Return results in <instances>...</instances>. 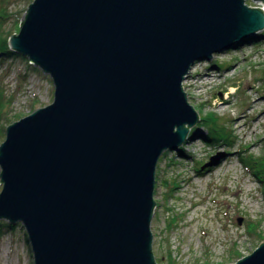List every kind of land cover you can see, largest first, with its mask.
<instances>
[{"label": "water", "instance_id": "1", "mask_svg": "<svg viewBox=\"0 0 264 264\" xmlns=\"http://www.w3.org/2000/svg\"><path fill=\"white\" fill-rule=\"evenodd\" d=\"M245 1L29 5L8 46L52 77L54 100L6 129L0 220L23 224L33 264H157L156 168L201 120L183 82L264 30ZM230 264H264V241Z\"/></svg>", "mask_w": 264, "mask_h": 264}, {"label": "rangeland", "instance_id": "2", "mask_svg": "<svg viewBox=\"0 0 264 264\" xmlns=\"http://www.w3.org/2000/svg\"><path fill=\"white\" fill-rule=\"evenodd\" d=\"M6 1L24 18L34 0ZM245 2L264 8V2ZM12 52L0 55V145L9 125L54 100L52 77ZM183 87L201 120L183 145L186 158L166 151L158 162L152 252L157 264L235 263L264 241V30L196 62ZM208 117V131L225 143L205 141L201 122ZM192 156L218 161L198 172ZM13 226L0 232V264H33L23 224Z\"/></svg>", "mask_w": 264, "mask_h": 264}, {"label": "trees", "instance_id": "3", "mask_svg": "<svg viewBox=\"0 0 264 264\" xmlns=\"http://www.w3.org/2000/svg\"><path fill=\"white\" fill-rule=\"evenodd\" d=\"M26 10L27 9H25V12H26ZM9 22L12 23L11 29L13 28V30L17 31L20 29L21 25L23 24V18H21V14L17 15L14 10L13 11L9 10V1L4 2V0H0V55L1 56L6 55V54L12 55V53H14L9 49V46H8V39L13 35V34L10 35L11 29L7 30V27H6ZM248 39L249 38L242 40V41L246 42V41H248ZM242 41H240V42H242ZM237 45H239V43L236 44L235 46H237ZM214 66L217 69L221 70L220 65H217L214 63ZM1 102H3V101H0V103ZM207 119H209V117L206 118L205 120H203V122H201V123L205 124V127L210 125V123H209L210 121ZM206 129H207V127H206ZM194 130L192 129L191 133H193ZM207 131H208V129H207ZM217 132H216V134H217ZM218 134H219V132H218ZM204 139L207 142V144H212V143L219 142V141L225 143V141L223 139L217 137L216 135L212 136L210 131H208V134L204 137ZM177 151H178L179 155L184 156V158H186V155L183 153V146H181ZM192 160H193V167H195L194 169L196 171L203 172V171L209 170V166H204V164L206 162L196 161V158L193 156H192ZM13 227H14L13 223L10 224V223L3 222L0 220V232L3 228L6 231H8L9 229H11Z\"/></svg>", "mask_w": 264, "mask_h": 264}, {"label": "bare ground", "instance_id": "4", "mask_svg": "<svg viewBox=\"0 0 264 264\" xmlns=\"http://www.w3.org/2000/svg\"><path fill=\"white\" fill-rule=\"evenodd\" d=\"M246 3V2H245ZM261 9H263V11H264V8H262L261 7ZM26 15H27V13L25 14V16H24V18H23V22H24V19H25V17H26ZM186 93V92H185ZM187 94V93H186ZM187 100H188V95H187ZM188 102H189V100H188ZM190 103V102H189ZM190 105L191 106H193L191 103H190ZM36 111V110H35ZM35 111H33V112H35ZM32 112V113H33ZM194 130V129H193ZM183 146V145H182ZM181 147V146H180ZM179 149V148H178ZM178 149H176V150H167V151H177ZM166 152V151H165ZM165 152H163V153H165ZM163 155V154H162ZM156 172H157V168H156ZM205 172V171H204ZM156 176H157V173H156ZM156 179V178H155ZM156 187V186H155ZM155 191V190H154ZM155 200V199H154ZM243 258V257H242ZM240 259H241V257H240Z\"/></svg>", "mask_w": 264, "mask_h": 264}]
</instances>
